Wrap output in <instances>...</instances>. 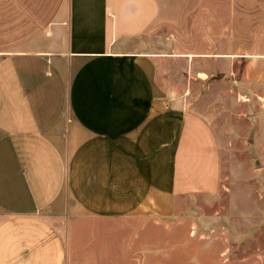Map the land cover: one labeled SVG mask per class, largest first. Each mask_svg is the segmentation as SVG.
I'll return each instance as SVG.
<instances>
[{"label":"crops","instance_id":"obj_1","mask_svg":"<svg viewBox=\"0 0 264 264\" xmlns=\"http://www.w3.org/2000/svg\"><path fill=\"white\" fill-rule=\"evenodd\" d=\"M200 4L0 0V264H121L114 224L217 193L215 131L172 49Z\"/></svg>","mask_w":264,"mask_h":264},{"label":"rangeland","instance_id":"obj_2","mask_svg":"<svg viewBox=\"0 0 264 264\" xmlns=\"http://www.w3.org/2000/svg\"><path fill=\"white\" fill-rule=\"evenodd\" d=\"M172 40L190 54L180 65L190 102L215 131L220 188L185 199L166 222L114 224L121 264H264V0H201Z\"/></svg>","mask_w":264,"mask_h":264}]
</instances>
